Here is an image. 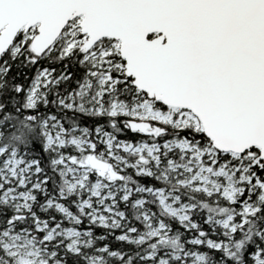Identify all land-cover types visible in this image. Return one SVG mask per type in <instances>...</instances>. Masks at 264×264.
Masks as SVG:
<instances>
[{"label": "snow or ice", "instance_id": "6c2138e0", "mask_svg": "<svg viewBox=\"0 0 264 264\" xmlns=\"http://www.w3.org/2000/svg\"><path fill=\"white\" fill-rule=\"evenodd\" d=\"M0 264H264V0H0Z\"/></svg>", "mask_w": 264, "mask_h": 264}]
</instances>
